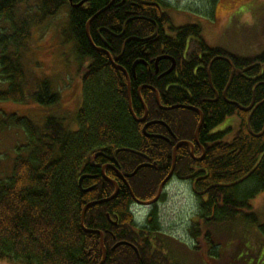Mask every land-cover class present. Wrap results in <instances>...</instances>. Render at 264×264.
Returning a JSON list of instances; mask_svg holds the SVG:
<instances>
[{
    "label": "trees",
    "instance_id": "1",
    "mask_svg": "<svg viewBox=\"0 0 264 264\" xmlns=\"http://www.w3.org/2000/svg\"><path fill=\"white\" fill-rule=\"evenodd\" d=\"M119 1L88 0L85 6L73 9L68 0H0V83L5 87L0 89V105L25 101L21 50L30 40L31 29L63 7L70 10L68 24L77 60L89 63L81 78L83 102L74 120L76 128L66 127L55 117L39 126L0 109V133L20 129L26 139L15 148L11 170L0 180V261L98 264L102 258L99 235L81 228L84 206L113 195L114 185L104 179L118 180L112 167L129 176L145 161L142 156L156 167L138 169L128 182L137 199L152 198L171 168L174 141L168 129L178 141L192 140L199 113L203 118L198 140L204 158L193 162L185 153L187 147L180 146L174 173L188 177L201 170L196 185L198 191L209 195L208 203L202 205L205 215L212 205L215 210L214 218L204 220L205 224L242 217L257 225L255 215L246 212L252 208L251 201L264 192V53L240 57L209 47L199 25L173 26L167 13L171 7L162 0H125L115 6ZM31 3L37 6L36 13L29 8L19 17L21 6ZM101 10L86 30L87 22ZM154 24L168 26L171 36L160 31L147 40ZM98 49L107 51L115 65L127 72L129 87L124 74ZM160 57L169 59L155 66ZM172 60L173 70L161 77ZM137 62L145 65L138 63L132 70ZM155 92L164 108L184 106L197 111L180 107L162 110ZM31 96L42 107L59 101L46 81H40ZM252 101L251 110L239 109L248 108ZM129 103L137 119L143 118L145 106V121H135ZM229 117L237 118L238 128L230 140H224L230 129L213 131ZM146 124L147 134L163 136L171 143L145 137ZM81 176H89L81 183L86 192L78 185ZM246 176L237 185L220 187ZM130 202L127 189L119 185L114 199L85 211L84 228L103 234V264H169L160 251L152 256L150 252L141 254L138 261L130 249L120 245L124 239L121 223ZM258 232L264 239V225L258 226ZM198 235L193 233L195 238ZM201 237L209 246L207 255H211L215 235L204 232Z\"/></svg>",
    "mask_w": 264,
    "mask_h": 264
},
{
    "label": "rangeland",
    "instance_id": "2",
    "mask_svg": "<svg viewBox=\"0 0 264 264\" xmlns=\"http://www.w3.org/2000/svg\"><path fill=\"white\" fill-rule=\"evenodd\" d=\"M162 1L171 7L167 13L174 27L199 25L209 47L240 57L264 53V0ZM29 8L30 12L36 13L37 6L31 3L21 6L18 16ZM69 12L68 7H63L55 16L31 29L30 40L21 50L26 98L21 104L0 105L7 115L24 117L39 126L48 117H55L63 120L66 127L76 128L74 120L83 102L81 78L89 63L79 62L74 53ZM40 81L50 84L51 92L59 96L58 103L42 107L33 101L31 95L37 91ZM4 88L0 83V89ZM237 128V118L229 117L214 132L230 129L224 135V140H230ZM25 141L20 129L9 128L0 133V180L7 177L11 170L15 148L25 144ZM164 193L166 200L159 206V222L165 232L174 236L176 241H182L180 246L169 247L171 264H264V239L258 232V226L264 225V192L251 201L252 208L246 212L255 215L257 225L242 217L218 225L201 224V232L215 235L216 246L211 255H207L209 246L202 242V237L194 240L189 233L190 228L188 230L189 218L196 210L190 189L172 180ZM194 248L197 250L194 251ZM0 264L10 263L0 261Z\"/></svg>",
    "mask_w": 264,
    "mask_h": 264
},
{
    "label": "flooded vegetation",
    "instance_id": "3",
    "mask_svg": "<svg viewBox=\"0 0 264 264\" xmlns=\"http://www.w3.org/2000/svg\"><path fill=\"white\" fill-rule=\"evenodd\" d=\"M83 1H85V2L81 6H85V4L88 2V0H81L78 2H73V0H72V4L76 5V4H79L80 2H83ZM124 2H125V0H120L119 2H117V4L115 6L118 7L122 4H124ZM131 5L137 6L133 2H131ZM81 6H79V7H81ZM70 7L72 8V6H70ZM77 8H73V9H77ZM160 31L163 32L164 35L167 37L171 36L170 32L168 31V26L163 25V26L159 27L157 24H154V32L151 35H149L148 37H146L147 40L152 39L154 37H157ZM96 34L98 37L101 38V35H100L98 30L96 31ZM155 62H156V59H155ZM155 66H157L156 63H155ZM126 74H127V72H126ZM127 77H128V82H129L128 74H127ZM125 79H126V77H125ZM126 81H127V79H126ZM81 87H82V84H81ZM167 129H168V127H167ZM225 131H222V132H225ZM168 132H169L170 138L172 139V141H174V144L172 147V153H171L172 156H173L174 147L178 143H182L180 146H186L187 147V152H185V153H187V156L193 162H200L204 158L205 150L198 140V134H197L196 139H194V135H193L192 140H179L178 141L177 138H175V136L170 132L169 129H168ZM213 133H214V131H213ZM156 136H159V135H156ZM159 137H161V138H156V139L163 140L168 144L171 143L165 137H163V136H159ZM142 157L145 160L142 164H148L147 167H149V168H155L156 167L155 162H153L152 164H149L147 162V158L144 156H142ZM175 160H176V153H175ZM172 163H173V159H172ZM172 163H171V168H172ZM115 166H116V164H115ZM174 167H175V165H174ZM171 168L168 170L165 177L169 174V172L171 171ZM111 169L117 175L118 180L112 181V180H109L103 176L104 179L106 181H110L114 185V190H115V188H117V192L119 190V185L124 186L127 189L128 193H129L130 200H131V202L127 206L126 216L123 217L122 223H121L120 232L122 233V237L124 239L119 241V243H123L120 245L126 246L128 249H130L134 253V255L136 256V259L138 261L140 260L141 254L145 255L146 252H150L151 256H152L155 251H160V252H162L164 257H166L169 260V264H171L172 262L170 259L171 256L169 255L170 254L169 247L171 245H173V246H180L181 245L182 241L181 240L179 242L176 241L177 239H174V236L165 232V230L163 229L162 225L159 222V217H160L159 206L163 205L165 203L166 199H165L164 190L171 183L172 180H177L180 184H182L185 187H187L188 189H190L191 194L193 195V198L195 199L196 210L193 213V215H191L189 218V227H188V230H189V228L191 230V231H189V233H191V237L194 240H195V237L193 236V233H196L197 235L199 233L200 236L198 235L197 236L198 238L203 235L202 233H204V232H201L200 229H201V224L204 223V220L208 222L214 218V215H215L214 214L215 213L214 206L212 205L211 208L209 209L208 216L205 215V213H206L205 208L202 206V205H205L208 203L209 195L205 191H198L197 190V185H196L197 181L196 180H199L201 177H196V176H198L201 173V170L200 171L196 170L195 173H192L188 177H178V175H176L174 173V170H173L171 178L167 181V183L163 187V190H162L160 196L158 197L157 201L152 203V204H146L155 198L158 189L156 191V194L152 198L147 199V200H139L134 196V194H133V192L129 186L128 175L120 173L116 167H112ZM103 172H104V167H102V169H101L102 175H103ZM192 178H193V180H192ZM125 181H126L128 186L125 184ZM130 192H132L134 199L132 198ZM118 220H119V218L116 217V221H118ZM114 225H116V222H114ZM185 226L187 229L186 223H185ZM186 232H187V230H186ZM210 235H211V233H210ZM161 264H163V263H161Z\"/></svg>",
    "mask_w": 264,
    "mask_h": 264
},
{
    "label": "water",
    "instance_id": "4",
    "mask_svg": "<svg viewBox=\"0 0 264 264\" xmlns=\"http://www.w3.org/2000/svg\"><path fill=\"white\" fill-rule=\"evenodd\" d=\"M84 2H85V1L80 2L79 4H76V5H73V4H72V0H68V3H69L70 6H72V8H77V7L81 6ZM106 8H107V7H106ZM103 10H105V9H103ZM103 10H101V11L98 12V13H96V14H95V15H94V16H93V17L87 22V24H86V30H88V26H89L90 21H91L93 18H95L97 15H99ZM87 37H88V39H89L88 33H87ZM104 44H105V43H104ZM98 50H102V49H98ZM102 51L108 56V59H109L110 63H111L114 67H117V68H118V69H119V70L125 75V77H126V79H127V86L129 87V82H128V77H127L126 71H125L123 68H121V67L115 65V63L112 61V59H111V57L109 56V54H108L107 51H105V50H102ZM162 59H169V58H167V57H160V58L156 59V62H155V63L157 64V62H158L159 60H162ZM138 63L144 64V63H142V62L134 63V65H133V67H132V70H134V67H135L136 64H138ZM173 68H174V62H173V60H172V65H171V67H170L165 73H163V74L161 75V77H163V76L167 75L168 73H170V72L173 70ZM233 74H234V71L231 72V77H230L229 83H230V81H231V79H232V77H233ZM229 83H228V84H229ZM141 89H142V88H140L139 91H140ZM139 91H138V93H139ZM155 98H156L157 105H158L159 108L162 109V110H169V109H172V108L180 107V108H186V109H190V110L197 111V110L194 109V108H189V107H184V106H175V107H171V108H164V107L160 106V104H159V100H158V95H157L156 92H155ZM253 105H254V101H252V103L250 104V106H249L248 108L243 109V108L239 107V109H240V110H246V111H249V110L252 109ZM143 108H144V116H143V118H141V119H137V118L135 117V115L133 114V112H132V110H131V105H130V103H129V111H130V114L132 115V117L135 119V121H137V122H143V121L145 120V117H146V108H145L144 105H143ZM199 116H200V119H199V123H198V125H197V127H196V129H195V132H194V139L197 138V134H198L199 129H200L201 124H202V118H203V117H202V114L199 113ZM159 124H163V123H159ZM148 125H149V124H146V125L143 127V134H144V136H145V137H148V138H151V137H152V138H161V137L156 136V135H149V134H147L145 129H146V127H147ZM263 132H264V129H263L262 133H263ZM262 133H261V134H262ZM261 134H260V135H261ZM260 135H258V136H260ZM181 144H182V143H178V144L174 147V149H173V156H172L173 163H172L171 171H170L169 174L164 178V180L159 184L158 191H157V194H156L155 198H154L153 200H151L150 202L146 203V204H152V203H154V202L157 201L158 197L160 196V194H161V192H162V190H163V187L165 186V184L167 183V181L171 178V175H172L173 170H174V165H175V153H176L177 148H178ZM114 155H116V152H114ZM114 163L117 165V163H116L115 161H114ZM147 166H148V164H142V165L138 166V167L135 169V171H134L131 175H129L128 177H132V176H134L135 173H136V171H137L138 169L143 168V167H147ZM249 174H250V173H249ZM249 174H248V175H249ZM248 175H247V176H248ZM247 176H246V177H243V178L240 179L239 181H236V182H234V183H232V184H229V185H220V187H229V186L237 185V184L241 183L242 181H244V180L247 178ZM121 177H122V176H121ZM85 178H89V176H81V177L79 178L78 185H79V188H80V189H81V183H82L83 179H85ZM122 179H123V178H122ZM123 180H124V179H123ZM125 184L127 185L126 181H125ZM127 186H128V185H127ZM81 191L86 192V191H88V190H82V189H81ZM130 193H131L132 198L134 199V196H133L132 192H130ZM116 194H117V188H115V191H114L113 195L110 196L109 198L104 199V200H101V201H97V202L89 203V204H87L86 206H84V208L82 209V213H81V228H82L86 233H91V234L93 233V234H97V235H99V244H100V247H101V250H102V258H101V260H100V262H99L98 264H103L104 261H105V257H106V250H105V248H104V246H103V234H102L101 232H99V231H92V230H87V229L84 228V225H83L84 214H85V211H86V209H87L88 207L93 206V205H97V204H102V203H105V202H108V201H111L112 199L115 198ZM120 244H123V243H120ZM118 245H119V244L114 245L113 248H112V250H114L116 247H118Z\"/></svg>",
    "mask_w": 264,
    "mask_h": 264
}]
</instances>
